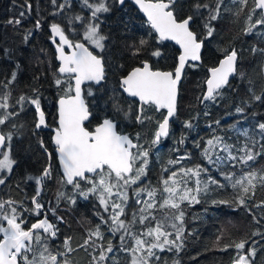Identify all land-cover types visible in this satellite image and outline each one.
Returning a JSON list of instances; mask_svg holds the SVG:
<instances>
[{
  "label": "trees",
  "instance_id": "obj_1",
  "mask_svg": "<svg viewBox=\"0 0 264 264\" xmlns=\"http://www.w3.org/2000/svg\"><path fill=\"white\" fill-rule=\"evenodd\" d=\"M82 1L56 0L54 5L52 0H0V96L8 94L9 104L7 110L0 108V117L11 114L4 124L0 125V130L5 135L9 132L13 134L11 149L16 161L11 174L0 184V200L16 202L14 206L24 218L23 226L27 229L37 219L28 216L24 210L33 207L31 198L35 195L36 188L40 187L41 195L38 199L44 205L43 208H55L56 212L62 213L66 219L61 223L56 221L53 213H47V218L59 229L55 237H49L46 241L51 254L66 253V257L60 259L67 258L71 264H95L93 257L99 256L100 249L94 250L91 244L85 247L81 245L88 236V230H94L97 224H101L100 216L107 219L109 213L104 212L96 195L90 193L85 199L72 185L61 182L62 172L51 130L57 125L58 100L65 94L64 89L68 86L67 83L59 86L55 84V79L67 81L68 77L54 75L59 64L55 46L50 40L51 25L59 24L74 42H86L83 39L84 24L91 16V11ZM60 4H65V7L59 9ZM197 4L208 7H201L197 12ZM216 4L217 0H175L172 9L178 20L193 16L191 28L204 43L202 63L188 64L186 77L180 86L179 112L173 120L170 135L154 146H151V140L157 127L156 122L163 119L165 111L159 112L154 106L146 105L143 115L150 119L144 120L143 123L138 122L136 115L139 113V102L123 93L121 79L133 68L141 66L143 61H149L155 69L174 71L178 64L179 49L171 42H162L146 18L130 1L121 6L118 0H109L110 11L100 14L95 21L99 23L101 33L107 37L103 51L96 52L103 57L106 76L99 86L90 83L84 87L92 113V118L86 126L94 130L103 119L109 117L118 121V130L122 131L121 133L129 132L144 148L149 147L147 174L128 192L129 202L124 217L126 220H131L132 212L141 206L135 204L133 190L146 185L159 187L161 175H168L162 173V169L167 166L169 159H177L189 153L191 159L182 161L181 165L172 166L170 170L200 164L208 168V174L223 182L219 171L200 155L204 142L213 134L223 136L230 144H242L245 138L241 135L237 140V133L229 130V126L236 125L241 130L247 129L249 135L259 142L254 146V151H260V144H264V137H261L258 129V125L264 123V52L260 51L264 49V26L257 25L251 33L245 31L248 27V16L254 7L253 0H248L242 11L236 0H220L218 17L210 20V9L214 10ZM28 5H31L30 9ZM77 15L85 20H74ZM259 17L260 10H257L252 23ZM16 19L21 21L20 24L8 23L9 20ZM69 20H72L71 24ZM37 21L40 22L39 27H36ZM205 24H209L213 29L211 36H208ZM141 38L148 43L141 48L139 54L133 55L132 45H138ZM253 48L257 51L253 52ZM233 49L238 53V68L234 78L221 90V95L215 101H203L207 91L208 69L216 67ZM153 52H159L160 55L153 56ZM45 62L51 66L50 69ZM13 72L16 73L14 81L11 79ZM189 78H192L194 83H189ZM71 83L74 86V82ZM194 89L198 91L193 95ZM37 95L49 128H35L38 114L35 106L28 100L17 103L21 96L35 98ZM255 96H261L262 99L255 100ZM117 107L121 111L117 112ZM238 107L244 111L237 113ZM187 121H191V128L185 127ZM216 121L220 124L217 125ZM182 137L184 143L181 144L179 141ZM197 143L200 148L196 147ZM49 165L51 177L46 178L42 185L37 186L34 180L28 179L29 176L41 175ZM262 168L264 154L250 162L249 166L225 165L222 170L240 175L241 169L250 171ZM203 178L206 179L207 174ZM89 187L91 184L87 181L81 182V190L86 191ZM58 192L65 193V198L58 200ZM66 197H74L75 203H69ZM233 198L234 193L230 187L216 190L213 186L212 191L200 197V203L189 205L185 202L182 205L185 213L184 247L179 252L156 250L160 259H153L152 264H174L175 261H179V264H232L237 251L234 247L223 250L224 246L241 240L247 241L244 253L250 248L257 249L255 257H250L252 264H264V206L255 207L264 201V188L257 187L255 196L247 201V207L236 203L212 202L232 201ZM141 199H147L146 193H142ZM157 199L159 201L161 198L158 196ZM62 207L68 210H62ZM166 213L171 214V210L157 208L153 211L157 218ZM254 216L259 223L253 219ZM147 226L150 225L136 223L133 231L140 232ZM108 227L106 224L101 225L104 240H96V244H103L105 248L109 240L113 244V251L107 254L108 259L104 264H113L112 258L124 264L128 256L121 249L119 236L122 233L113 236ZM257 230L261 234L253 235ZM218 236L221 237L219 243L216 242ZM67 237H71V252L64 248V240ZM131 243L129 240L128 246H131Z\"/></svg>",
  "mask_w": 264,
  "mask_h": 264
},
{
  "label": "snow or ice",
  "instance_id": "obj_2",
  "mask_svg": "<svg viewBox=\"0 0 264 264\" xmlns=\"http://www.w3.org/2000/svg\"><path fill=\"white\" fill-rule=\"evenodd\" d=\"M122 4L124 0H119ZM241 5V11L247 6L248 0H236ZM55 5L56 0H52ZM135 3L146 14L147 22L151 28L158 34L160 40L171 39L176 41L182 49L179 55L178 65L174 71L153 70L147 61L142 62V66L133 68L126 76L121 79V87L131 97H137L141 103L140 112L136 115V120L143 123L144 120L150 119L143 115L144 106H154L156 111L166 109L167 114L163 116L162 121H157V127L151 140V146L156 145L162 138L170 134V118H172L177 109L178 83L181 80L182 72L188 61L200 60V51L203 41L199 40L197 34L190 30V22L193 16L178 20L174 12L171 10L175 5V0H135ZM85 7L90 9L91 16L87 18L84 24L83 39L94 45L95 48L103 50L104 41L107 39L100 31L98 20L99 15L110 11L106 0H95L90 3L89 0H83ZM254 7L248 16V27L246 33H251L257 25L264 26V0H253ZM220 0H217L216 8L210 9V20H215L219 14ZM29 9L31 5H28ZM65 4L58 5L59 9H63ZM201 7L207 8L208 5H195V10L199 12ZM260 10V17L252 23L253 15ZM24 13H21L23 16ZM76 21L85 20L79 15L73 18ZM20 20H9V24H20ZM72 23V20H69ZM40 26V22H36V27ZM208 36H211L213 29L209 24H205ZM52 39L59 37V44L56 47L58 53L57 59L60 66L57 73L68 77L67 81L55 79L57 86L67 83L64 89L65 94L58 101V125L55 128L53 143L60 165L63 169L61 182L66 185H72L79 192V195L87 199L88 195L97 196L99 205L103 207L104 212L109 213L108 218L100 216L101 224H97L94 230H88V236L84 240L81 247L93 245L94 250L100 249L99 256L93 257L95 264H104L108 259L107 254L113 251L111 240L108 241L107 247L103 244H96V240L103 241L104 233L101 229L102 224L108 225V231L115 236H119L121 241V249L124 251L128 259L124 264H152L153 259L159 260L156 250L163 252L177 251L184 247L185 226L182 205L198 204L201 202L200 197L203 194L213 190L230 187L234 193L232 201L220 200L212 201L215 203L229 204L236 203L239 206L247 207V201L256 194L257 187L264 188V168L244 171L241 174L235 172L223 171L225 165H244L249 166L250 162L257 159L258 156L264 154V144H260V151H254V146L259 142L249 135L247 129H239L236 125L229 126V130L237 133V140L242 135L245 141L242 144H230L223 136L213 134L204 142V146L200 152L201 157L211 165L215 170L219 171L223 177V182L215 179L208 174V168L196 164L192 167H178L176 170H170L172 166L181 165L182 161L191 159L189 153L178 157L177 159H169L167 166L162 169V173H168L167 176L161 175L159 187L146 185L144 187L133 190L135 204L141 205L138 210L132 212L131 220H126V209L129 202V189L136 185L141 178L146 176L149 165V150L139 143H134L133 139L126 134L117 131V124L114 119L105 118L102 123L90 131L84 127V121L89 117V110L82 97L81 85L85 81L99 82L105 77L103 57L94 55L89 51L84 43L76 42L68 38L63 28L56 23L51 25ZM148 42L141 38L137 44H133V55L139 54L141 48ZM65 46L73 49L70 53L65 52ZM253 52L257 49L253 48ZM260 51L264 52V49ZM153 56H159V52H153ZM238 53L235 49L227 53L224 59L219 61L217 67L209 69L210 77L206 80L207 91L203 96V101H215L221 95V90L229 84V77L237 71L236 64ZM12 81L16 79V73H12ZM74 81V86L71 83ZM11 83V81H9ZM7 87V85H4ZM35 92L36 90L33 89ZM255 100H261V96H255ZM28 100L30 104L35 106L38 114V122L35 128L46 126L45 113L41 110L40 98L21 96L17 103ZM8 94L0 96V108L8 109ZM202 101V102H203ZM117 112L121 111L119 107ZM243 108L238 107L237 113H242ZM6 114L0 117V125L4 124L8 119ZM127 115V113H125ZM219 125L220 122L216 121ZM186 128H191V121L185 122ZM259 134L264 137V123L258 125ZM13 134L9 132L7 135L0 133V171L7 170L10 172L16 163L11 158L10 149ZM139 135L137 134V140ZM7 142L8 150L5 151ZM179 143H184L182 137ZM250 144L252 146H250ZM43 146V142L41 141ZM200 148V144H196ZM139 162V166L137 163ZM88 174H94L90 176ZM207 174V178L203 176ZM51 177V166L45 167L39 176H29L28 179L34 180L37 186L42 185L46 178ZM87 181L91 187L86 191L81 190V182ZM5 181L0 179V184ZM191 185V186H190ZM142 193H146L147 199H141ZM41 195L40 187L36 188L35 195L31 198L33 207L24 211L40 216L44 205L39 202ZM161 199L158 201L157 197ZM115 197V199H113ZM58 200L65 198V193L58 192ZM69 203L74 204V197H66ZM15 201L0 200V264H71L66 257V253L51 254L48 244L49 237H55L59 229L50 222L47 215L42 219H37L30 227L25 229L23 226L25 220L17 207L14 206ZM264 206L261 201L255 207ZM168 209L171 214L157 218L153 211L155 209ZM111 209V211H110ZM53 215L56 210L51 209ZM62 220V217H56ZM256 220V217H253ZM154 222V223H153ZM259 223V220H256ZM150 225L142 231H133V226ZM47 234V235H44ZM257 230L253 235H260ZM221 237L216 238L219 243ZM131 240V246L128 241ZM71 237L64 240V248L71 252ZM247 241L241 240L233 245H225L223 250L228 247H234L237 255L233 258L232 264H252L250 257H255L256 248L248 249L244 253ZM37 246V247H34ZM31 253V256L29 255ZM113 259V264H121L120 261ZM166 264V262H165ZM174 264H179L175 261Z\"/></svg>",
  "mask_w": 264,
  "mask_h": 264
},
{
  "label": "water",
  "instance_id": "obj_3",
  "mask_svg": "<svg viewBox=\"0 0 264 264\" xmlns=\"http://www.w3.org/2000/svg\"><path fill=\"white\" fill-rule=\"evenodd\" d=\"M119 1V0H118ZM127 0H124V2L121 4L120 2H119V4L121 5V6H123L124 4H125V2H126ZM128 1H130V2H132L133 4H134V6L144 15V17L146 18V20H147V16H146V14L139 8V6L135 3V0H128ZM173 12H174V10L173 9H171ZM175 14V13H174ZM192 22H193V20L190 22V25L189 26H191V24H192ZM190 30H192L191 29V27H190ZM155 31V30H154ZM193 31V30H192ZM194 32V31H193ZM196 33V32H195ZM66 34V33H65ZM157 34V33H156ZM157 36H158V34H157ZM197 37H198V35H197ZM55 39H58L59 40V37H56ZM70 39V38H69ZM53 40V39H52ZM71 40V39H70ZM161 41H163V42H167V41H169V42H172L174 45H176L177 47H178V49H179V52L181 53V51H182V49L180 48V45L178 44V43H176V41H174V40H171V39H166V40H161ZM78 42H80V43H84L85 44V46L86 47H88V49H89V51H92L93 52V54L94 55H98V54H96L95 52H94V50L92 49V48H90L89 46H88V44H86L84 41H78ZM59 44V42H55L54 43V45H55V52H56V55H57V57H58V53H57V51H56V47H57V45ZM204 43L202 44V48H201V51H200V60H198V61H188L187 63H186V65H185V68H184V70H183V72H182V75H181V80L179 81V83H178V86H177V88H178V94H177V109H176V113H175V115L172 117V118H170V130H171V125H172V122H173V120H174V118L176 117V115L178 114V112H179V100H180V86H181V84H182V82H183V80H184V76H185V73H186V69H187V66H188V64L189 63H193V64H201L202 63V52H203V49H204ZM65 48H67L68 50H69V52H67L66 50H65V52L66 53H70L73 49H69L67 46H65ZM180 55V54H179ZM98 56H100V55H98ZM102 57V56H101ZM225 57V56H224ZM224 57L222 58V59H224ZM178 58H179V56H178ZM221 59V60H222ZM58 60V59H57ZM58 62L60 63V61L58 60ZM149 64H150V66H151V63L149 62V61H147ZM178 62H179V60H178ZM178 65V64H177ZM219 65V64H218ZM217 65V66H218ZM60 66V65H59ZM142 66V65H141ZM216 66V67H217ZM238 66V60H237V64H236V68H238L237 67ZM138 67H140V66H138ZM152 67V66H151ZM152 69L153 70H160V71H169V70H162V69H155V68H153L152 67ZM209 69H211V68H209ZM209 69H208V78L210 77V71H209ZM104 70H105V76H106V67H105V64H104ZM237 72V71H236ZM236 74V73H235ZM235 74L234 75H232V76H230L229 77V83L231 82V80L234 78V76H235ZM60 75V74H59ZM61 76H65V75H61ZM207 78V79H208ZM104 79H105V77H104ZM104 79L103 80H101V81H99V82H95V81H85L84 83H82V85H81V90H82V97H83V99H84V101H85V104L87 105V107H88V110H89V117H88V119L86 120V121H84V127L85 128H87L86 127V124L91 120V117H92V113L90 112V109H89V105H88V103H87V101H86V98H85V94H84V87H85V85H87V84H89V83H93V84H95L96 86H99L103 81H104ZM74 82V81H73ZM206 89H207V84H206ZM122 91H123V89H122ZM123 93L127 96V97H129V98H131V99H134V100H137L138 102H139V112H140V108H141V103H140V101H139V99L137 98V97H131V96H129L126 92H124L123 91ZM60 99V98H59ZM59 101V100H58ZM58 107H59V105H58ZM160 111H165V115L167 114V112H166V109H161ZM109 119H111V118H109ZM115 121V120H114ZM58 122V121H57ZM115 123L117 124V131H118V122L117 121H115ZM88 129V128H87ZM95 129V128H94ZM54 130L55 129H53V136L55 135V132H54ZM89 130V129H88ZM90 131H92V130H90ZM118 132H120V131H118ZM0 133H2L1 132V130H0ZM121 133V132H120ZM122 134H126V135H128L130 138H132V136H131V134L129 133V132H127V133H122ZM164 138H166V137H164ZM133 139V138H132ZM133 142L134 143H137V142H135L134 141V139H133ZM60 163V162H59ZM60 168H61V172L63 171V169H62V167H61V165H60ZM88 175H90V176H94V174H88Z\"/></svg>",
  "mask_w": 264,
  "mask_h": 264
},
{
  "label": "rangeland",
  "instance_id": "obj_4",
  "mask_svg": "<svg viewBox=\"0 0 264 264\" xmlns=\"http://www.w3.org/2000/svg\"><path fill=\"white\" fill-rule=\"evenodd\" d=\"M83 2V1H82ZM89 2L90 3H94L95 2V0H89ZM108 2H109V0H106V3L108 4ZM126 3V2H125ZM125 5V4H124ZM175 13V12H174ZM95 23H97V22H95ZM193 23V22H192ZM192 25V24H191ZM191 27V26H190ZM192 29V28H191ZM87 42V41H86ZM87 44L90 46V48H92L95 52H102L103 50H100V49H97V48H95V46L94 45H91L89 42H87ZM105 44V43H104ZM46 64H47V62H45ZM48 65V64H47ZM50 67L51 66H49L48 65V69H50ZM49 71V70H48ZM186 74V73H185ZM209 74V73H208ZM186 77V75L184 76V78ZM184 81V80H183ZM189 83H194V81H193V79L192 78H189V81H188ZM182 84H183V82H182ZM193 90V89H192ZM189 91V90H188ZM197 89H194V91H193V95H194V92H195V94L197 93ZM180 97H181V94H180ZM116 121V120H115ZM118 122V121H117ZM173 123V122H172ZM171 127H172V125H171ZM170 132H171V130H170ZM170 135V134H169ZM168 137V136H167ZM166 137V138H167ZM133 138V137H132ZM134 139V138H133ZM162 139H165V138H162ZM161 139V140H162ZM160 140V141H161ZM134 141L135 142H137L135 139H134ZM138 143V142H137ZM148 150H149V147L147 148ZM5 151H7L8 150V148H7V144H6V147H5V149H4ZM10 155H11V158L12 159H14V157H13V154H12V149H10ZM0 159H2V157H0ZM15 160V159H14ZM13 167H14V165H13ZM13 169V168H12ZM11 172H12V170L10 171V172H8L7 170H4V171H0V179H3L4 181L7 179V177L11 174ZM159 209V208H158ZM60 211V210H59ZM56 214H55V219L57 220V216H59V217H61L62 216V220H65V218L63 217V214L62 213H60V212H55ZM35 219H38V218H35ZM41 219V218H40ZM62 220H60V222L62 221ZM30 255V254H29Z\"/></svg>",
  "mask_w": 264,
  "mask_h": 264
},
{
  "label": "flooded vegetation",
  "instance_id": "obj_5",
  "mask_svg": "<svg viewBox=\"0 0 264 264\" xmlns=\"http://www.w3.org/2000/svg\"><path fill=\"white\" fill-rule=\"evenodd\" d=\"M52 34V33H51ZM71 40H73L72 38H70ZM50 40L52 41V43H53V45H54V42H53V40H52V35H51V37H50ZM73 41H75V40H73ZM80 41V40H79ZM55 42H60L58 39H55ZM77 42V41H76ZM76 42H74V43H76ZM55 46V45H54ZM65 50L67 51V52H69V50L67 49V48H65ZM56 53V52H55ZM56 58H57V55H56ZM58 61V60H57ZM58 64L60 65V63L58 62ZM59 67V66H58ZM87 101V100H86ZM159 112H161V111H159ZM92 118V117H91ZM106 118H109V117H106ZM104 120V119H103ZM103 120H102V122H103ZM163 120V119H162ZM161 120V121H162ZM45 121H46V126H44L45 128H49V124L47 123V119L45 118ZM57 121H58V119H57ZM102 122H100V123H102ZM48 124V125H47ZM88 124V123H87ZM86 124V125H87ZM57 125H58V122H57ZM57 125H55V126H53L52 128H51V130L53 131V129H55L56 127H57ZM99 125V124H98ZM97 125V126H98ZM87 127V126H86ZM90 130V129H89ZM119 131V130H118ZM120 132H122V131H120ZM55 146V145H54ZM57 156H58V154H57ZM58 162H59V159H58ZM59 166H60V163H59ZM49 219V218H48ZM50 221V220H49Z\"/></svg>",
  "mask_w": 264,
  "mask_h": 264
},
{
  "label": "bare ground",
  "instance_id": "obj_6",
  "mask_svg": "<svg viewBox=\"0 0 264 264\" xmlns=\"http://www.w3.org/2000/svg\"><path fill=\"white\" fill-rule=\"evenodd\" d=\"M232 81V80H231Z\"/></svg>",
  "mask_w": 264,
  "mask_h": 264
}]
</instances>
